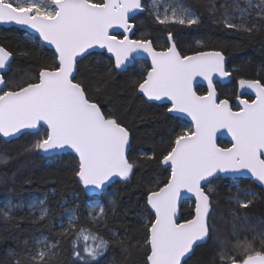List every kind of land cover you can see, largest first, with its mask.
<instances>
[{
    "label": "snow or ice",
    "instance_id": "snow-or-ice-1",
    "mask_svg": "<svg viewBox=\"0 0 264 264\" xmlns=\"http://www.w3.org/2000/svg\"><path fill=\"white\" fill-rule=\"evenodd\" d=\"M138 10H150L162 25L199 22L184 6L166 4L161 13L158 0L147 6L144 0H0V23L25 26L38 34L32 37L34 41L38 39L54 49L51 62L25 79L9 83L0 72V136L39 135L43 129V135L26 152L74 154V175L91 194L90 221L95 225L104 223L107 213L102 197L107 186L117 177L128 180L136 163L129 159V129L112 110H106L89 95L78 78L79 60L89 55L90 49L99 47L114 59L115 70L127 71L141 53L146 54L151 64L134 82L135 88L148 101H166L170 105L167 112L185 114L191 126L175 132L163 150L160 163L170 169L166 182L157 181L147 191L144 212L140 214L145 231L142 256L146 257L141 264H187V258L213 231L210 197L214 190L209 186L206 192L204 185H210L211 179L221 173H245L264 186V80L239 79V88L251 90L254 98L238 94L239 103L234 109L231 100L221 99L216 90L215 77L231 75L226 71L223 53L213 50L183 54L172 33L167 37L169 46L161 50L149 40L130 39L134 27L130 20ZM232 11L239 15L225 8L220 18L225 27L251 34L257 24L249 16L255 12L264 19V0H245V7L237 5ZM210 12L215 16V5ZM119 29L123 32L114 34ZM14 55L0 45V70L7 69ZM197 78L207 82L205 94L197 92ZM225 131L231 137L229 147L218 144ZM154 158V154L148 157ZM6 162L7 158H0V163ZM186 193L195 197L194 214L181 221L177 207ZM256 195L249 188L237 186L229 202L247 209ZM37 205L41 206L38 219L47 218L50 210L46 199L33 200L28 207L35 209ZM12 211L11 201L0 207L5 219ZM59 227L62 231L58 235L71 240L74 264H99L110 242L98 231L81 225L76 208L66 209ZM257 227L259 230L252 229V241L234 246L238 255L227 256L223 242L218 241L221 264H264V248L257 250L254 246L257 239L264 244V221ZM111 235L115 238L118 234ZM119 242L123 244L124 240ZM34 245L25 254L29 264H52L59 255L61 240L40 236Z\"/></svg>",
    "mask_w": 264,
    "mask_h": 264
},
{
    "label": "trees",
    "instance_id": "trees-1",
    "mask_svg": "<svg viewBox=\"0 0 264 264\" xmlns=\"http://www.w3.org/2000/svg\"><path fill=\"white\" fill-rule=\"evenodd\" d=\"M148 1L144 0L146 6ZM177 2L190 8L199 22L194 25L175 22L162 25L150 10H144L132 19L135 24L133 38L149 39L156 49H163L168 44L167 35L172 33L183 54L220 50L227 59V69L233 75L227 85L216 84L221 98L231 97L234 93V78L264 80V19L255 12L250 14V21L257 24V30L251 34L228 29L220 20L225 8L229 11L237 5L243 8L245 0ZM213 5L216 8L215 16L210 12ZM32 37L14 26L0 27V45L15 54L4 73L9 83L25 79L37 73L43 64L51 62L53 51ZM148 67L147 61L136 60L127 71L119 72L113 67V60L100 51L91 52L79 60L78 78L87 86L89 95L106 110H112L129 129L132 141L129 159L136 163L127 181L116 180L107 187L106 192L111 197L106 193L102 197L107 213L104 223L95 225L88 218L87 205L91 200L74 175L77 158L73 154L45 158L37 151H25L43 135V129L39 135L23 134L9 142L0 140V158H7L6 163H0V202L6 198L13 205L10 218L5 219L0 213V264H16L17 260L20 264H29L25 254L35 247L34 241L40 236L52 241L61 240L59 255L52 264H74L71 240L60 237L58 233L62 231L59 225L64 220L62 217L66 209L75 203L80 224L98 231L110 242L108 250L99 258V264H141L146 259L142 256L145 231L140 214L144 212L147 191L157 181L166 182L170 169L161 166L163 150L175 132L191 126L184 119L170 115L167 105L148 102L138 93L134 82L141 79L142 72ZM205 91L206 87L197 86L198 93ZM218 143L223 147L230 145L223 139H219ZM153 154L155 158L148 159ZM209 186L214 190L210 197L213 231L211 237L187 258V264H221L218 255L220 247L216 242L218 238L223 242L227 256L238 255L234 246L245 240L252 241V229L259 230L257 226L264 221V191L251 180L242 178L236 186H231L227 179L217 177L211 180L210 185H204L206 192ZM237 186L249 188L257 194L247 209H239L229 202V197L236 194ZM29 196L46 199V206L50 210L47 218L40 220L39 213L19 206V202ZM181 203V219L190 218L194 202L186 199ZM111 233L118 235L114 238ZM121 239L124 240L123 244L119 242ZM254 246L257 250L264 248L259 239ZM12 251L16 255H10Z\"/></svg>",
    "mask_w": 264,
    "mask_h": 264
},
{
    "label": "water",
    "instance_id": "water-1",
    "mask_svg": "<svg viewBox=\"0 0 264 264\" xmlns=\"http://www.w3.org/2000/svg\"><path fill=\"white\" fill-rule=\"evenodd\" d=\"M141 12H143V11H137V12H135V13H133L132 15L134 16V15H136L137 13H141ZM130 23H132V20H130ZM133 24V23H132ZM134 25V24H133ZM10 26H14V27H16V28H19V29H21V30H23L24 32H26L28 35L30 34V35H33V36H37L38 34H35L34 32H33V30H31V29H28V28H26L25 26H21V25H16V24H6V23H0V27H10ZM133 29H134V27H133ZM133 29H132V31L129 33V37H130V39H133V40H136L135 38H132V36H133V33H134V31H133ZM123 32V30L122 29H119V30H117V32L116 33H114V34H119V33H122ZM167 37H168V35H167ZM167 37H166V41H168L167 40ZM147 40H149V39H147ZM149 41H151V40H149ZM43 46H46L47 48H49L50 50H52L53 52H54V49L51 47V46H48V45H46V44H44L43 42H41V41H39ZM153 44V43H152ZM168 46H169V42H168ZM156 50H161V49H156ZM105 52V54L106 55H108L109 57H110V54L107 52V50L106 49H101V48H99V47H95V48H93V49H90L89 50V52L91 53V52ZM203 51H213V50H203ZM217 51H220V50H217ZM224 55V54H223ZM86 56V55H85ZM85 56H83V57H85ZM138 60H144V61H147L148 62V65L150 66V64H151V61H150V59L149 58H147V56H146V54H143V53H141L140 54V56L137 58ZM136 59V60H137ZM13 60V59H12ZM12 60H11V62H12ZM113 60V67H114V59H112ZM10 62V63H11ZM134 64V63H133ZM133 64H131L129 67H131ZM10 65V64H9ZM8 65V66H9ZM225 68H226V71H228L229 73H230V71L227 69V59H226V57H225ZM7 69H8V67H7ZM7 69H5V70H0V72H3V74L4 73H6L7 72ZM117 71H119V72H123V71H120V70H117ZM232 79V73H231V75L229 76V77H226V78H221V77H219V76H217V77H215V84H216V82H218L219 84H226V83H228L230 80ZM197 81H198V83L196 84V90H197V86H204V87H206V91H205V93L207 92V82L206 81H203V79L202 78H197ZM216 90H217V88H216ZM218 92V91H217ZM244 92L245 93H247L248 95H253L254 96V93L251 91V90H249V89H245L244 90ZM139 93V92H138ZM205 93H203V94H205ZM140 95H142L141 93H139ZM200 94V93H199ZM219 94V93H218ZM142 97H143V99L144 100H146V101H148L143 95H142ZM220 97V96H219ZM221 98V97H220ZM221 99H224V98H221ZM148 102H153V103H156V104H166L168 107L170 106L166 101H148ZM235 103L236 104H238L239 102L237 101V100H235ZM170 115L172 114V115H174V116H176V117H179V118H181L182 120L184 119L185 121H187L190 125H191V120H190V118L189 117H187L185 114H182V113H169ZM20 136V135H19ZM18 136V137H19ZM18 137H14V138H12V137H10V138H5V137H2V136H0V140H3V141H7V142H9L11 139H15V138H18ZM219 139H223V140H226V141H228L229 143L231 142V137H230V135H228V133L225 131L224 132V135L222 136V137H219L218 138V140ZM219 144V143H218ZM219 146H221L220 144H219ZM230 146V145H229ZM229 146H227V147H229ZM221 147H223V146H221ZM38 152V151H37ZM70 152H68V151H65V152H63V153H60V152H56V153H48V154H45V153H40V152H38V154L39 155H41V156H43V157H51V156H55V155H59V154H69ZM72 154V153H71ZM74 155V154H73ZM75 156V155H74ZM161 166H163L164 168H168V166H166V165H162L161 164ZM218 177L220 178H243V177H246V178H249V174H245V173H238V174H223V173H221V174H219L218 175ZM212 179H215V178H212ZM211 179V180H212ZM116 180H119V181H125V180H121L120 178H115L114 179V181H116ZM113 181V182H114ZM127 181V180H126ZM253 181V183L254 184H256L257 186H259L260 188H262L263 189V191H264V186H262V185H260L259 184V182H256V181H254V180H252ZM112 182V183H113ZM207 184V183H206ZM82 186V185H81ZM108 187V186H107ZM82 188H83V186H82ZM83 190L85 191V193L87 194V195H91L89 192H87L84 188H83ZM206 191V190H205ZM191 200L192 202H194V207H193V212H192V214H194V208H195V197L194 196H192V194H188V193H186L182 198H181V200H180V202H179V204H178V207H177V216H178V218L182 221V219H181V214H180V208H181V202L182 201H185V200ZM191 218V217H190ZM190 218H188V219H190ZM208 240V239H207ZM206 240V241H207ZM205 241V242H206ZM205 242H201L200 244H203V243H205ZM199 244V245H200ZM189 258V257H188Z\"/></svg>",
    "mask_w": 264,
    "mask_h": 264
},
{
    "label": "rangeland",
    "instance_id": "rangeland-1",
    "mask_svg": "<svg viewBox=\"0 0 264 264\" xmlns=\"http://www.w3.org/2000/svg\"><path fill=\"white\" fill-rule=\"evenodd\" d=\"M151 2H152V0H149L147 5L151 4ZM158 4H159V6H160V11H161V13H163V11H164V6H165L166 4H171L172 7H179V6H182L179 2H177V0H158ZM169 11H170V9H169ZM229 12L232 13L234 16H238V15H239L238 12H233L232 10L229 11ZM236 22H239V21H236ZM106 194H107L109 197H111V194H109V193H107V192H106ZM40 199H44V198H43V197H40V196H29V197H26V198L22 199V200L19 202V206H20V207H27V208L29 209L28 205H29L33 200H37V201H38V200H40ZM241 199H247V198H245V197H241ZM9 201H10L9 199L2 198V199H1V202H0V207H3V206H4L6 203H8ZM90 203H91V202H89L88 205H87V207H88V213H89V211H90V207H89ZM75 206H76V203H75L73 206H71V208H76ZM71 208H69V209H71ZM30 210H32V212H34V213L37 212V213L40 214L41 206H40V205H37L35 209H30ZM97 211H99V209H97ZM65 217H66V212H65V214L63 215L62 218L65 219ZM88 218H89V215H88ZM89 219H90V218H89ZM218 241H221V240L218 238L216 242L218 243Z\"/></svg>",
    "mask_w": 264,
    "mask_h": 264
},
{
    "label": "flooded vegetation",
    "instance_id": "flooded-vegetation-1",
    "mask_svg": "<svg viewBox=\"0 0 264 264\" xmlns=\"http://www.w3.org/2000/svg\"><path fill=\"white\" fill-rule=\"evenodd\" d=\"M132 23L134 24V22H133V20H132ZM134 28H135V24H134ZM133 31H134V29H133ZM134 34V33H133ZM132 38H133V36H132ZM167 43H168V41H167ZM167 47H168V44H167ZM138 60V59H137ZM136 61V60H135ZM133 66V65H132ZM131 66V67H132ZM232 78H233V75H232ZM235 79V84H236V88H235V91H234V93L232 94V96L231 97H228V99H230L231 100V102H232V105H233V108L235 109V107H236V103H235V100H236V96L238 95V94H242V98H245V99H249V98H254V96L253 95H248L247 93H245L244 92V90L245 89H240L239 88V86H238V80L239 79H241L240 77L239 78H234ZM245 79V78H244ZM251 79H253V78H251ZM216 84H218V85H221V86H225V85H227L228 83H226V84H219L218 82H216ZM216 88H217V85H216ZM218 91V90H217ZM219 93V92H218ZM166 105V104H165ZM219 178V177H218ZM221 178V177H220ZM243 178H246V177H243ZM216 179V178H215ZM224 179H227L228 180V184L229 185H233V186H236V184H237V182H238V180L239 179H242V178H224ZM246 179H249V180H251L250 178H246ZM252 181V180H251ZM253 182V181H252ZM248 199V198H247Z\"/></svg>",
    "mask_w": 264,
    "mask_h": 264
}]
</instances>
